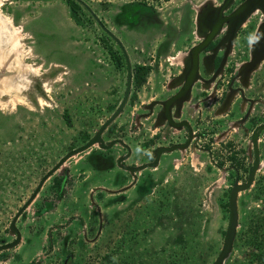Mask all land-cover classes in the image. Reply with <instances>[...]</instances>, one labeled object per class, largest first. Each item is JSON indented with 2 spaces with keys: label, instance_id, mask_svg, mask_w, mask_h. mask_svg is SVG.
I'll use <instances>...</instances> for the list:
<instances>
[{
  "label": "rangeland",
  "instance_id": "374dc122",
  "mask_svg": "<svg viewBox=\"0 0 264 264\" xmlns=\"http://www.w3.org/2000/svg\"><path fill=\"white\" fill-rule=\"evenodd\" d=\"M82 1L115 31V11L131 0ZM101 1L109 5L103 9ZM168 1L157 5L165 17L167 8L184 2ZM7 2L0 0V53L11 52L29 73L18 78L22 84L6 83L0 74V244L14 239L10 221L39 179L94 134L123 91V75L111 71L97 84L101 30L84 6L75 0ZM255 27L249 26L250 37ZM260 66L251 84L264 101V61ZM132 91L104 138L124 139L134 151L129 162L141 163L154 145L167 140L160 137L144 151L147 128L150 134L162 129L143 121L147 127L134 133L129 126L160 89ZM242 113L234 104L231 117L192 118L200 132L195 146L165 154L157 167L138 172L123 197L100 189H118L131 179L115 168L104 173L89 166L87 154L97 145L71 156L19 216L21 241L0 251V264H62L66 257L71 264H212L228 224L230 188L235 179L246 180L253 162L250 134L254 123L264 122V102L251 121L238 126ZM258 146L260 168L239 193L237 234L224 264H264L251 241V228L264 216V130ZM114 150L122 152L118 145Z\"/></svg>",
  "mask_w": 264,
  "mask_h": 264
},
{
  "label": "flooded vegetation",
  "instance_id": "af4514ba",
  "mask_svg": "<svg viewBox=\"0 0 264 264\" xmlns=\"http://www.w3.org/2000/svg\"><path fill=\"white\" fill-rule=\"evenodd\" d=\"M6 1L9 4L16 2V0ZM75 1L84 6L79 0ZM164 1L169 2L168 0ZM195 1L184 0L180 4H176L169 9L167 8V16L165 17L163 8H161V12L157 10L160 0H131L124 6H119L115 11V31H112L102 18H99V21L95 20L101 30V34L99 35L101 48L97 50L98 55L96 59V62L99 64L97 84H99L101 79L104 81V79L109 78L110 71L120 75V78L121 74L123 75L122 95L117 100L116 106L110 115L121 103L129 78L130 93L126 105L133 97V87L141 88L148 86L150 89L156 91L160 89V92L156 93L157 96L143 104L140 112L133 114L132 124L129 127L135 133L137 129L139 130L142 125L146 124L144 122H147L150 124L149 126L162 129L159 132L152 131L150 134L148 131H151V128H147V131H145L147 140L146 145H144V151H147V147H151L150 144H153L160 137L167 140L166 142H158L154 145L148 153L147 159L141 163L135 161L129 162L134 153L130 144L116 136L109 139L104 138L105 132L113 123L112 121L102 133L105 144L107 145L112 140L120 139L128 147L119 142H115L109 148H102L97 145L96 151L88 152L86 157L88 165L96 170V172L105 173L115 168L123 171L131 179L127 184L120 186L118 189L100 188L110 195L123 197L124 192L133 188L137 182V176L136 180H134L129 170L122 168L120 164L138 166L151 162L153 160V151L158 146H169L184 143L188 140L189 130L184 124L182 128H176L170 125L167 117L164 115L160 117V113L163 110L162 102L174 96L182 87L185 81V70L188 71L191 68L189 53L195 46L203 43L197 54L196 79L192 84L189 99L182 103L180 109L176 110V106L173 105L168 112V116L173 122L180 123L186 120L190 124L193 137L186 149L194 147V141L200 137V132L196 131L190 122L192 118L201 120L208 116L209 119H214L219 114L231 117V114H228V112H231L232 105L238 104L241 106L243 113L236 118V121L238 126H243L256 116V110L264 102L259 96V92L255 91L253 84H251L254 71L248 78L247 85H244L243 77L239 76L240 67L250 57V45L256 27L263 19L261 12L256 10L243 19L236 29L231 43H229L228 30L230 21L224 20V18L228 17L243 0H234L229 7L222 11L220 17L218 16V8L223 4L224 0H202L197 4ZM101 2L103 9L109 5L105 1ZM84 7L94 18L88 8ZM220 18L223 20L220 21ZM217 23L219 26L217 29H213ZM251 24L256 25V27L253 35L250 37L249 26ZM212 29L215 31L212 32ZM156 40H158V44L153 49L152 46ZM181 47L185 48V51L181 50ZM260 67L256 70L260 69ZM105 74L108 75L106 76ZM230 94L231 96L228 97ZM113 95L114 93H112ZM227 98L229 99V103L227 102L228 106L223 109ZM246 114V119L241 121ZM259 124L262 123H254L250 136H252L254 129ZM180 136L182 138L177 140ZM171 137H175L176 139L168 140ZM117 145L120 146L122 152L114 150V147ZM184 150L176 149L169 153H162L158 165L163 155L179 153ZM127 154L128 156L123 158L119 163V159ZM116 175L114 180L116 179ZM131 183L133 184L126 190L117 191Z\"/></svg>",
  "mask_w": 264,
  "mask_h": 264
},
{
  "label": "water",
  "instance_id": "95a60500",
  "mask_svg": "<svg viewBox=\"0 0 264 264\" xmlns=\"http://www.w3.org/2000/svg\"><path fill=\"white\" fill-rule=\"evenodd\" d=\"M79 1L84 6H86L88 8V10L93 14L95 20L99 21L98 16L96 14H94V12L91 10V8L88 7V5L84 1H82V0H79ZM233 1L234 0H224L223 1V4L218 8V16L219 17L221 16L222 11L224 9H226L227 7H229ZM256 10H259L261 12L263 19H262V21L259 22V24L256 27L255 34L253 36V39H252V42L250 45V57H249L248 61H246L240 67V70H239V76L243 77L242 80H244V85H247V81H248V78L250 77L251 73L253 71H255L257 68H259L261 63L264 61V0H243L241 2V4L228 17L224 18V20L227 19L230 21L229 22V30H228V36H229L228 41H229V43H231V41L235 35V31L238 28L240 22L243 19H245L249 14H251L252 12H254ZM221 20H223V19L220 18V21ZM218 23L216 24V26H214L215 28H213V29H217V27L219 26ZM213 29H212V32L215 31ZM109 33L113 37H115L111 32H109ZM202 45H203V43H201V44H199V45H197L191 49V51L189 53L190 59H191V68L188 71L185 70V75H184L185 81H184L182 87L178 90V92L174 96H172L171 98L162 102L163 110L160 113V117H162L163 115L165 117H167L170 125H172L176 128H182V126L184 124L189 130L188 140L184 143L172 144L169 146H158L153 151V154H152L153 160L151 162H148V163H145L142 165H138V166H127V165H121L120 164V166L122 168L129 170V172L132 174L134 180H136V172H139V171H141L147 167H150V168L157 167L162 153H169V152H172L176 149L184 150L190 144V141H191L193 135H192L191 127H190V124L188 123V121L184 120L180 123L173 122V120L168 116V112H169L170 107H172L173 105L176 106V110L180 109L182 103L189 99L192 84L196 79L197 54H198V51L201 49ZM129 93H130V78L128 80L127 88H126V91H125V94H124V97H123L121 103L116 108V110L95 131V133L92 135V137L87 142L82 144L81 146H78V147L72 149L71 151L67 152L65 155H63L62 158H60L58 160V162L56 164H54V166H52V168L47 173H45L44 176L40 179V181H39L37 187L35 188V190L33 191V193L29 196V198L25 201V203L17 210V212L14 214V216L12 217V219L10 221L9 232L15 236L14 239L10 242L0 244V251L12 249L20 243L21 232L18 229V227L16 226V222H17L19 216L21 215L23 210L26 207H28L30 205V203L33 201V199L35 198V196L37 195V193L41 189L42 185L46 181V179L50 175H52L58 168H60L67 159H69L71 156H74L80 152H83V151L89 149L93 145H98L102 148H109L115 142H119V143H122L123 145H125L126 147H128L120 139L112 140L106 145L104 142V139L102 138V133L105 130V128L112 121H114L115 118L119 115V113L123 110V108L125 107V105L127 103ZM230 96H231V94L228 97H230ZM227 102L229 103L228 98L226 99V101L224 103L223 109H225L228 106ZM246 117H247V114L241 121H244L246 119ZM263 130H264V123L256 126V128L254 129V131L252 133L250 142H251L252 150H253V162L251 164V168H250V171H249V174H248L246 180L244 182H239L238 179H235V181L233 182V184L230 188L229 197H228V209H229L228 224H227V228L225 230L224 240H223L222 246H221L220 251L217 254L216 258L212 262V264H224L225 260L229 257L230 253L232 252L233 244H234L235 237L237 234L238 222H239V212H238L239 193L241 191L247 190L252 185V183L255 179L256 172L260 168V150H259V146H258V139H259V134ZM127 156H128V154L125 155L124 157L120 158L119 163L123 158H125ZM132 184L133 183L129 184L128 186L122 187L117 191H124L127 188H129Z\"/></svg>",
  "mask_w": 264,
  "mask_h": 264
},
{
  "label": "crops",
  "instance_id": "0c3cea01",
  "mask_svg": "<svg viewBox=\"0 0 264 264\" xmlns=\"http://www.w3.org/2000/svg\"><path fill=\"white\" fill-rule=\"evenodd\" d=\"M0 61H1L0 69H1L2 65H4V67L7 69V70H3V72L0 73V74H5L6 75V76H3L4 79L5 78L7 79L6 83L14 84L15 81H17V83L19 82L18 84H20L21 82L17 78H18V75H19V77L25 78V76H26L25 74L26 73H22L20 70H22V68H24L26 66L24 64H21L19 61L16 62L15 58L13 59V57L11 55V52H7V53L6 52H1ZM10 73H13L12 76H10ZM21 75H23V76H21ZM0 81L2 82V80H0ZM10 82H12V83H10ZM17 83H15V84H17Z\"/></svg>",
  "mask_w": 264,
  "mask_h": 264
},
{
  "label": "trees",
  "instance_id": "16d2710c",
  "mask_svg": "<svg viewBox=\"0 0 264 264\" xmlns=\"http://www.w3.org/2000/svg\"><path fill=\"white\" fill-rule=\"evenodd\" d=\"M226 207L228 209V201L226 202ZM263 228H264V216L258 218L256 224L251 228L252 229L251 241L253 243V247L255 249H258V252L255 253V256L257 258H262L264 256V243L262 242V238L264 237V235H262ZM70 260L71 259L69 257H66L62 264H71Z\"/></svg>",
  "mask_w": 264,
  "mask_h": 264
},
{
  "label": "bare ground",
  "instance_id": "6f19581e",
  "mask_svg": "<svg viewBox=\"0 0 264 264\" xmlns=\"http://www.w3.org/2000/svg\"><path fill=\"white\" fill-rule=\"evenodd\" d=\"M15 45H16V44H15ZM15 45H14V46H15ZM0 54H1V53H0ZM24 70H25V71H24ZM20 71H21L22 73H29V71H27V68H22V70H20ZM3 76H6V75L4 74ZM18 78H21V77H19V75H18ZM18 78H17V79H18ZM15 80H16V79H15ZM24 81H25L24 79H20V82H21L20 84L24 83ZM8 82H9V81H8ZM12 82H13V81H12ZM12 82H10V83H12ZM15 83H17V81H15ZM18 83H19V82H18Z\"/></svg>",
  "mask_w": 264,
  "mask_h": 264
}]
</instances>
